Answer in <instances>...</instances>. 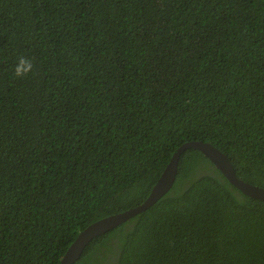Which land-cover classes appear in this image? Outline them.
<instances>
[{"label":"trees","instance_id":"1","mask_svg":"<svg viewBox=\"0 0 264 264\" xmlns=\"http://www.w3.org/2000/svg\"><path fill=\"white\" fill-rule=\"evenodd\" d=\"M191 140L264 189V0H0V264H57ZM72 264H264V201L188 148Z\"/></svg>","mask_w":264,"mask_h":264},{"label":"water","instance_id":"2","mask_svg":"<svg viewBox=\"0 0 264 264\" xmlns=\"http://www.w3.org/2000/svg\"><path fill=\"white\" fill-rule=\"evenodd\" d=\"M188 148L198 150L238 191L264 201V189L236 178L228 158L219 149L208 142L199 140L186 141L176 147L171 153L167 163L141 203L121 212L97 219L86 225L76 234L57 264H72L92 238L146 209L162 197L170 189L174 180L179 154Z\"/></svg>","mask_w":264,"mask_h":264},{"label":"clouds","instance_id":"3","mask_svg":"<svg viewBox=\"0 0 264 264\" xmlns=\"http://www.w3.org/2000/svg\"><path fill=\"white\" fill-rule=\"evenodd\" d=\"M14 75L17 78H25L34 72V63L33 60L27 57L18 58L14 66Z\"/></svg>","mask_w":264,"mask_h":264}]
</instances>
